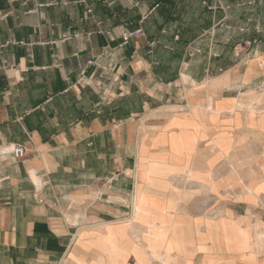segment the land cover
I'll list each match as a JSON object with an SVG mask.
<instances>
[{
  "label": "crops",
  "instance_id": "obj_1",
  "mask_svg": "<svg viewBox=\"0 0 264 264\" xmlns=\"http://www.w3.org/2000/svg\"><path fill=\"white\" fill-rule=\"evenodd\" d=\"M263 84L264 0H0V264H264Z\"/></svg>",
  "mask_w": 264,
  "mask_h": 264
},
{
  "label": "built area",
  "instance_id": "obj_2",
  "mask_svg": "<svg viewBox=\"0 0 264 264\" xmlns=\"http://www.w3.org/2000/svg\"><path fill=\"white\" fill-rule=\"evenodd\" d=\"M141 30L138 29L133 33L127 34L123 37V42L126 43L131 36L140 34ZM259 92H264V84L258 87ZM8 153L10 155L11 160L19 161L24 157V148L21 145H13L8 148Z\"/></svg>",
  "mask_w": 264,
  "mask_h": 264
},
{
  "label": "rangeland",
  "instance_id": "obj_3",
  "mask_svg": "<svg viewBox=\"0 0 264 264\" xmlns=\"http://www.w3.org/2000/svg\"><path fill=\"white\" fill-rule=\"evenodd\" d=\"M257 91H258V88H257Z\"/></svg>",
  "mask_w": 264,
  "mask_h": 264
}]
</instances>
